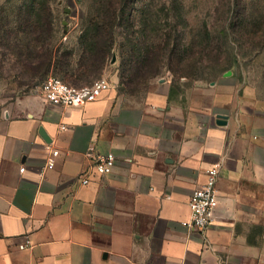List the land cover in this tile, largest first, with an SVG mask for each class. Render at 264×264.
<instances>
[{
	"label": "crops",
	"instance_id": "obj_1",
	"mask_svg": "<svg viewBox=\"0 0 264 264\" xmlns=\"http://www.w3.org/2000/svg\"><path fill=\"white\" fill-rule=\"evenodd\" d=\"M111 80L78 107L30 96L0 116V264H264L256 89L232 72L190 96L161 81L132 98ZM107 152L112 171L82 185L92 155ZM215 163L214 220L187 227L190 196Z\"/></svg>",
	"mask_w": 264,
	"mask_h": 264
},
{
	"label": "trees",
	"instance_id": "obj_2",
	"mask_svg": "<svg viewBox=\"0 0 264 264\" xmlns=\"http://www.w3.org/2000/svg\"><path fill=\"white\" fill-rule=\"evenodd\" d=\"M78 1L87 4V8L81 18L77 49L59 43L60 30L55 26L50 0H6V4L0 5V59L7 61L11 55L14 63L26 70L23 75L28 80L26 84L40 85L49 74L76 85L91 83L116 54V29L124 21H128L130 36L121 44L120 84L130 89L147 86L161 64H167L175 74L197 77L202 61L213 50L210 48L214 38L209 31L201 42L183 43L171 31L161 33L159 40L150 41L143 38V32L148 31L151 22L144 21L143 36L135 35L134 23L126 16V10L128 4L133 5L137 0ZM168 5L172 6V17L184 20L179 0H169ZM232 24L246 33L248 23L244 14L239 13ZM64 28L66 35L67 25ZM224 31V36H229ZM217 51L222 52V45L217 46ZM219 58L218 55L216 63Z\"/></svg>",
	"mask_w": 264,
	"mask_h": 264
},
{
	"label": "rangeland",
	"instance_id": "obj_3",
	"mask_svg": "<svg viewBox=\"0 0 264 264\" xmlns=\"http://www.w3.org/2000/svg\"><path fill=\"white\" fill-rule=\"evenodd\" d=\"M184 20L172 17V6L169 0H137L133 5L128 4L126 16L134 23L135 35L142 34V23L150 21L151 25L144 39L153 41L165 31H171L183 43L190 41L201 42L208 31L214 38L208 56L202 61L198 70L199 76H181L174 73L167 64L157 68L158 73L149 78L146 85L137 89L127 88L120 84L121 74V44L126 43L129 37L128 21L117 27L116 54H114L103 72L97 77L117 78L118 90L128 97L141 98L155 82L171 81L174 90L190 96L195 87L209 85L214 79L231 70L240 78V82L249 84L256 89L260 98L264 100V0H179ZM53 20L61 36L59 43L64 47L75 48L77 36L81 32V18L85 13L87 4L83 5L78 0H50ZM6 0H0V5ZM244 14L247 20V31L241 33L234 26L238 14ZM177 17V16H176ZM64 25H67L66 35ZM174 26L177 27L174 31ZM229 36L225 37V31ZM141 35V36H143ZM157 40V41H158ZM58 43V44H59ZM222 45V52L217 51V46ZM184 48H182V51ZM219 63H216L217 56ZM116 60L113 61V57ZM178 58V55L175 56ZM175 66L178 63L175 60ZM173 67V68H174ZM200 72V73H199ZM26 70L14 63V58L8 55V60L0 59V116L9 110L17 112L18 103L27 97L42 96V83L40 85L26 84L27 78L23 75ZM96 79V78H95ZM94 79V80H95ZM82 86L88 83L73 84Z\"/></svg>",
	"mask_w": 264,
	"mask_h": 264
},
{
	"label": "built area",
	"instance_id": "obj_4",
	"mask_svg": "<svg viewBox=\"0 0 264 264\" xmlns=\"http://www.w3.org/2000/svg\"><path fill=\"white\" fill-rule=\"evenodd\" d=\"M114 86L108 77H99L89 84L73 86L54 74H49L42 83V92L50 102L68 107H78L96 100L106 90ZM59 154L58 149L52 151V158L47 163V168L54 167V159ZM88 167L79 175L82 185L91 183L94 174L105 175L112 171L116 157L112 152L95 153L90 159ZM24 170V167H21ZM221 163H215L207 170L205 183L196 188L189 199L191 208L190 218L184 225L194 229H205L214 220L219 202L217 182L220 175ZM30 241L20 245L24 249L30 246Z\"/></svg>",
	"mask_w": 264,
	"mask_h": 264
},
{
	"label": "water",
	"instance_id": "obj_5",
	"mask_svg": "<svg viewBox=\"0 0 264 264\" xmlns=\"http://www.w3.org/2000/svg\"><path fill=\"white\" fill-rule=\"evenodd\" d=\"M116 60V57L114 56L113 57V61H115ZM232 74V71L231 70H229V71H227L226 73H225V75H231ZM214 83V82H213ZM218 123H220V124H226V122H227V119H226V117L225 116H223V115H219L218 116V121H217ZM41 131V133H42V135L43 136H45L44 135V132L42 131V130H40Z\"/></svg>",
	"mask_w": 264,
	"mask_h": 264
}]
</instances>
